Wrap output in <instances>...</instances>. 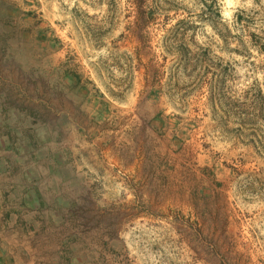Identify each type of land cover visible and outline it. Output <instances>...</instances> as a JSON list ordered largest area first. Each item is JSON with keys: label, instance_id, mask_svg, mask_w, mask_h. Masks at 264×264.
I'll return each mask as SVG.
<instances>
[{"label": "rangeland", "instance_id": "obj_1", "mask_svg": "<svg viewBox=\"0 0 264 264\" xmlns=\"http://www.w3.org/2000/svg\"><path fill=\"white\" fill-rule=\"evenodd\" d=\"M259 43L264 0H0V264H264Z\"/></svg>", "mask_w": 264, "mask_h": 264}, {"label": "trees", "instance_id": "obj_2", "mask_svg": "<svg viewBox=\"0 0 264 264\" xmlns=\"http://www.w3.org/2000/svg\"><path fill=\"white\" fill-rule=\"evenodd\" d=\"M258 47H259V50L262 53H264V43H259ZM253 135H255V134L253 133ZM260 143H261V145H260L261 147L260 148L264 149V138L261 139Z\"/></svg>", "mask_w": 264, "mask_h": 264}]
</instances>
